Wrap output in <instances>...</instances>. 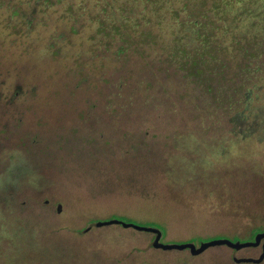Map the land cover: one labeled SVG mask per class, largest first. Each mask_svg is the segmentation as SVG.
Returning a JSON list of instances; mask_svg holds the SVG:
<instances>
[{
  "label": "rangeland",
  "instance_id": "374dc122",
  "mask_svg": "<svg viewBox=\"0 0 264 264\" xmlns=\"http://www.w3.org/2000/svg\"><path fill=\"white\" fill-rule=\"evenodd\" d=\"M123 125L148 131L97 138ZM107 220L195 246L262 229L264 0H0V264L260 252L190 256L116 225L82 232Z\"/></svg>",
  "mask_w": 264,
  "mask_h": 264
},
{
  "label": "water",
  "instance_id": "95a60500",
  "mask_svg": "<svg viewBox=\"0 0 264 264\" xmlns=\"http://www.w3.org/2000/svg\"><path fill=\"white\" fill-rule=\"evenodd\" d=\"M116 225L120 226L124 229H131L137 232H144L151 234L153 236L152 241L149 243V247L153 249H158L161 251H188L190 256H198L204 251L214 248V247H225L228 250L233 252L239 251L243 248H256L260 245V252L256 258H235L232 256V261L235 264L239 263H252V264H259L264 259V231L256 233L251 241L239 242L235 241L232 242L227 239H212L204 242L198 243L195 246L193 243H178V244H163L161 243L160 237L161 233L156 228H148V227H141L130 223H123L117 220H107V221H99L92 223L82 232L89 230L91 227L99 228L103 226H111Z\"/></svg>",
  "mask_w": 264,
  "mask_h": 264
},
{
  "label": "trees",
  "instance_id": "16d2710c",
  "mask_svg": "<svg viewBox=\"0 0 264 264\" xmlns=\"http://www.w3.org/2000/svg\"><path fill=\"white\" fill-rule=\"evenodd\" d=\"M124 44H125V41L122 42V46H121L122 49H120L119 52L123 50ZM108 117H110L113 121L116 122V121H121L124 118V114H121L118 109H114L112 112H110V114H108ZM118 129L119 130H117V129L114 130V132L119 133V135L116 134L117 136L115 135L114 137L113 136L109 137V135L106 133L105 129L99 127L98 129H96V130H98L97 138L99 140L102 139V141H132L133 138H131V136H133L134 132L139 131V132H142L143 134H145L148 131L147 129H144L142 126H138L136 128L135 127L127 128L123 125V126L119 127ZM88 135L89 136H87L86 138L89 141H97L98 140L97 138L95 140L94 137H91L92 132ZM152 224L162 228L159 224H156V223H152ZM262 226H263L262 229L252 230L250 235L248 237H246V240L251 241L253 236L256 233L264 231V224ZM161 231H162V233H164L163 228ZM191 240H193V239H191ZM195 240H198V239H195ZM188 242H190V241H188Z\"/></svg>",
  "mask_w": 264,
  "mask_h": 264
},
{
  "label": "flooded vegetation",
  "instance_id": "af4514ba",
  "mask_svg": "<svg viewBox=\"0 0 264 264\" xmlns=\"http://www.w3.org/2000/svg\"><path fill=\"white\" fill-rule=\"evenodd\" d=\"M259 247V250H260V245L258 246ZM258 256V255H257ZM232 258V257H231ZM232 260V259H231Z\"/></svg>",
  "mask_w": 264,
  "mask_h": 264
}]
</instances>
